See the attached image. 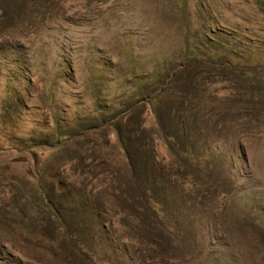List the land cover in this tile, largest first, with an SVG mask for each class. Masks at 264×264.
Wrapping results in <instances>:
<instances>
[{"label":"rangeland","instance_id":"rangeland-1","mask_svg":"<svg viewBox=\"0 0 264 264\" xmlns=\"http://www.w3.org/2000/svg\"><path fill=\"white\" fill-rule=\"evenodd\" d=\"M0 264H264V0H0Z\"/></svg>","mask_w":264,"mask_h":264},{"label":"trees","instance_id":"trees-1","mask_svg":"<svg viewBox=\"0 0 264 264\" xmlns=\"http://www.w3.org/2000/svg\"><path fill=\"white\" fill-rule=\"evenodd\" d=\"M188 55H190L188 52H187ZM192 55V54H191ZM151 102L152 103V106L154 107L155 105H157L159 99L157 100V97H152L151 99ZM135 103V102H134ZM137 106V105H136ZM141 125H144V122L141 124ZM143 127V126H142ZM117 133H118V136L120 138V141H121V145H122V148L125 152V156H126V159H127V162H128V165L130 167L131 170H133L134 172H137L139 171V169L137 170V162H135L134 158H135V154L130 150L127 142H128V138L127 136H123V131L122 130H118L117 129ZM152 147V146H151ZM193 146L191 144H188V145H184L183 146V152L182 154L179 156L180 157V161H182L185 168H187L188 170V173L187 175L188 176H192L193 173L196 174V173H200V174H207L208 172V167H204V166H201L200 164V160L198 159V157H200V155H198L196 153L195 150H193ZM151 152L154 154L155 153V150L154 148H151ZM137 157V155H136ZM148 157H150V154L148 155ZM154 158V156L152 157ZM144 170L145 172H147L146 170V165L145 163H142V164H139ZM141 197V200L143 201L145 207H146V210H148L149 212V215L151 217V219L154 220V222H161V210L158 208V204L159 202H156L155 200H153V198H151L148 194H147V190L145 189V193H142L140 195ZM136 198V197H135ZM80 251L84 252V253H87L89 250L87 248H84L83 246H81V249Z\"/></svg>","mask_w":264,"mask_h":264}]
</instances>
